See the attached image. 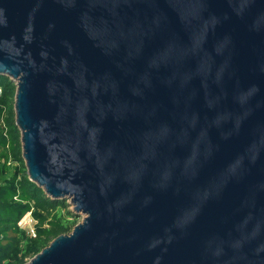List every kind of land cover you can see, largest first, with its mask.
I'll use <instances>...</instances> for the list:
<instances>
[{"label":"water","instance_id":"1","mask_svg":"<svg viewBox=\"0 0 264 264\" xmlns=\"http://www.w3.org/2000/svg\"><path fill=\"white\" fill-rule=\"evenodd\" d=\"M0 76L84 217L26 264H264V0H0Z\"/></svg>","mask_w":264,"mask_h":264},{"label":"rangeland","instance_id":"2","mask_svg":"<svg viewBox=\"0 0 264 264\" xmlns=\"http://www.w3.org/2000/svg\"><path fill=\"white\" fill-rule=\"evenodd\" d=\"M6 83L5 79L0 84V133L4 130L0 138V195L9 200V204L18 210V215H21L24 210L27 211L25 215L20 216L18 226L25 240L32 241V239H37L38 232L44 231L50 222L55 221V214L53 213L48 219L46 217L45 224L40 225L37 217L41 219L42 215L37 211L35 202L24 186V182L30 180L28 173L24 172L26 166L23 159L21 134L11 128L12 123L16 122V87L15 85L6 87ZM70 210L72 211L71 205ZM83 219V215H77V225L82 223ZM42 242L45 243L46 248L53 240L46 238ZM35 256H24L22 261L26 264Z\"/></svg>","mask_w":264,"mask_h":264},{"label":"trees","instance_id":"3","mask_svg":"<svg viewBox=\"0 0 264 264\" xmlns=\"http://www.w3.org/2000/svg\"><path fill=\"white\" fill-rule=\"evenodd\" d=\"M5 79L7 81L6 87L14 85L12 81L3 76H0V84ZM11 128L18 133L16 122L12 123ZM3 133L4 130L1 131L0 138ZM24 172L27 173V170ZM24 186L35 202L37 211L42 215L41 219L37 217L39 224L43 226L46 222L45 218L48 219L53 213L55 214V221L50 222L44 231L38 232L37 239L25 240L18 222L20 216L25 215L27 211L24 210L21 215H18V210L9 204V200L0 195V264H24L22 261L24 256H35L45 248L43 239L55 240L61 235L71 233L77 225V215L70 210L67 201L49 198L42 189L31 181L26 180ZM8 258L10 259L8 260Z\"/></svg>","mask_w":264,"mask_h":264}]
</instances>
